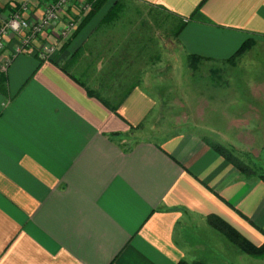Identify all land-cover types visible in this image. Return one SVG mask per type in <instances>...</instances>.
Listing matches in <instances>:
<instances>
[{
	"label": "crops",
	"instance_id": "crops-1",
	"mask_svg": "<svg viewBox=\"0 0 264 264\" xmlns=\"http://www.w3.org/2000/svg\"><path fill=\"white\" fill-rule=\"evenodd\" d=\"M112 1L53 56L12 53L11 37L0 53V264L262 262L216 248L207 218L263 244L264 183L212 148L224 123L206 129L214 140L162 125L142 60L154 33L118 27ZM128 1L176 19L202 61L264 45V0Z\"/></svg>",
	"mask_w": 264,
	"mask_h": 264
},
{
	"label": "rangeland",
	"instance_id": "rangeland-1",
	"mask_svg": "<svg viewBox=\"0 0 264 264\" xmlns=\"http://www.w3.org/2000/svg\"><path fill=\"white\" fill-rule=\"evenodd\" d=\"M56 1L38 0L37 7H34L30 0L18 2L11 0L5 5H0L2 11L0 24L10 17L11 13L23 7L26 10L22 15L28 17L29 22L34 24L41 19L47 6ZM71 1L74 4L69 3ZM96 1L98 0H68L70 7L67 9L62 5L60 8V23H51L38 34H32L27 30L31 39L30 45L25 49H30L31 46L39 52L44 46L50 45L54 47L50 53V56H53L77 32L83 18L92 10ZM111 5L112 3L105 8L103 6L101 11L98 10L99 13H104ZM118 6L119 9H116ZM116 8L112 10L120 20L118 27L150 30L154 33L152 42L149 38L146 41L147 53L150 52L151 57H142L145 58L142 60L147 61V68L151 64V69H147L146 73L147 76L149 70L152 73V93L157 99L162 125L169 131L191 129L204 132V135L214 140L211 137L214 135L205 131L208 127H216L222 122L224 125L222 131L216 134V140L229 148L232 156L248 166V175H242L248 178L258 177L259 174L264 176V45L261 43L254 45L252 40L251 46L233 59L232 63L200 60L194 68L190 65L189 55L181 50L174 36L178 25L176 19L128 0L122 1ZM77 15H81L82 19ZM68 17H72L76 24L65 34L63 31L68 26ZM8 37L14 41L12 53H21L23 50L17 52V49L21 50L23 45L15 35H9L4 39V48L8 43ZM6 54L0 56V60L1 57H10ZM139 65L140 62L138 72L142 69ZM212 104L217 105L216 111L210 110ZM230 111L237 115L223 117ZM229 120L232 122L230 121L228 125ZM214 232L216 231L211 229L208 236L215 242L216 248L222 250L230 246L232 252L237 253L232 243L227 240L225 242L220 233ZM244 256L251 258L248 254ZM258 264H264V260Z\"/></svg>",
	"mask_w": 264,
	"mask_h": 264
},
{
	"label": "trees",
	"instance_id": "trees-1",
	"mask_svg": "<svg viewBox=\"0 0 264 264\" xmlns=\"http://www.w3.org/2000/svg\"><path fill=\"white\" fill-rule=\"evenodd\" d=\"M105 2L106 0L96 1L92 7V10L83 18L82 22L79 25V28L83 26L85 23H87L88 21H90L91 18L98 12V10L101 8V6ZM178 30H179V27L176 30V35H177ZM251 44H252L251 40H247L246 42H244L236 50V52L229 58L228 61L232 62L233 59H236V57H238L243 51L249 48ZM189 59H190V65L194 68L196 67V63L200 61L199 57H196L194 55H189ZM112 109L115 110V108L113 107ZM212 148L216 152H218V154L224 157L226 160L231 162L235 167H237L240 173L244 175L245 174L248 175V171H249L248 166H246L245 164H243V162L236 159L234 155L232 156V151L229 148L219 143L212 144ZM258 178L264 181V176L262 174H259ZM207 221L211 227H213L216 231H218L228 242L232 243L241 252L248 254L252 257L264 256V243L259 246L254 245L248 239L242 236L236 229H234L232 226H230L227 222H225L218 216L210 215L207 218ZM176 264H187V262L184 260H180Z\"/></svg>",
	"mask_w": 264,
	"mask_h": 264
},
{
	"label": "built area",
	"instance_id": "built-area-1",
	"mask_svg": "<svg viewBox=\"0 0 264 264\" xmlns=\"http://www.w3.org/2000/svg\"><path fill=\"white\" fill-rule=\"evenodd\" d=\"M69 3L74 4L73 1ZM69 3L68 0H57L55 3L49 4L45 9V12L43 13L41 19L34 24H31L29 22L28 17H24L22 15V12L26 10L24 7L17 12L11 13L10 17H8L0 24V53L4 49V39L9 35L17 36L23 45L21 50L20 48L17 49V52L24 50L25 47H28L30 45L29 41L31 39V36L27 34V30H30L32 34H38L43 32L48 25H51V23H60V8L63 5L64 8L68 9V7H70ZM80 3L81 2H77V4ZM77 16L78 18L82 19L81 15ZM1 17L2 11L0 9V19ZM75 24V20L72 17H68V26L66 27V30L63 31V33L67 34V31H70L72 29L71 27ZM53 48L54 47L50 45L44 46L43 49L39 51L40 57L48 58L50 56V53H52V50H54ZM9 61V58L1 57L0 68H2L3 70L6 69L9 64Z\"/></svg>",
	"mask_w": 264,
	"mask_h": 264
}]
</instances>
